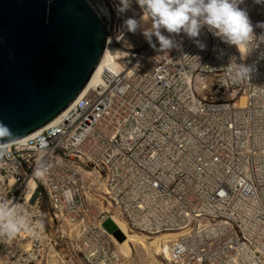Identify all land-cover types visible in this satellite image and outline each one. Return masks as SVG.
<instances>
[{"label": "built area", "instance_id": "1", "mask_svg": "<svg viewBox=\"0 0 264 264\" xmlns=\"http://www.w3.org/2000/svg\"><path fill=\"white\" fill-rule=\"evenodd\" d=\"M90 2L121 55L55 122L0 146V202L31 229L0 236V264H107L118 238L108 219L179 234L171 264H264V43L241 54L205 27L204 50L183 33L166 52L155 37L156 49L124 48L138 4L121 16L119 0ZM240 7L259 40L264 4ZM235 63L250 78H234Z\"/></svg>", "mask_w": 264, "mask_h": 264}, {"label": "water", "instance_id": "2", "mask_svg": "<svg viewBox=\"0 0 264 264\" xmlns=\"http://www.w3.org/2000/svg\"><path fill=\"white\" fill-rule=\"evenodd\" d=\"M107 37L90 0H0V121L12 129V141L79 96Z\"/></svg>", "mask_w": 264, "mask_h": 264}, {"label": "clouds", "instance_id": "3", "mask_svg": "<svg viewBox=\"0 0 264 264\" xmlns=\"http://www.w3.org/2000/svg\"><path fill=\"white\" fill-rule=\"evenodd\" d=\"M142 16H135L123 20L122 27L135 34L138 30L148 44L159 51L166 52L178 47L171 34L181 33L192 39L196 45L204 50L206 45L199 40L202 29L205 27L222 42L235 46L242 54H247L257 43H264V35L259 40L254 33V26L245 8L240 7L244 0H135ZM133 0H119L116 11L124 15L132 8ZM256 4H264V0H254ZM255 27L264 28V22H259ZM162 30L170 35L162 34ZM233 62L229 64L232 66ZM252 66L234 64L231 67L234 78L247 79L253 71ZM15 138L12 129L0 121V146L10 144ZM36 175L42 176L43 171L37 169ZM70 199V193H65ZM38 227L43 230V223L38 222ZM21 230H31L29 221L16 206L8 201L0 202V236L12 238ZM35 234V233H34Z\"/></svg>", "mask_w": 264, "mask_h": 264}, {"label": "rangeland", "instance_id": "4", "mask_svg": "<svg viewBox=\"0 0 264 264\" xmlns=\"http://www.w3.org/2000/svg\"><path fill=\"white\" fill-rule=\"evenodd\" d=\"M145 38L142 35V31L138 30L135 34L130 33L121 39L120 45L124 48H136L145 42ZM113 46H110L109 49L112 50ZM125 229L128 236L133 237L135 240L129 242L128 245L120 244L124 238V235L120 231L117 236L115 244H111L110 253L114 252V257L111 258L107 264H171L168 262L163 254H156V243L159 241V238L167 237L166 241L169 244L171 241H174L179 234L173 236L169 234H153L148 235L138 231H128L126 226L123 223H120ZM104 227L107 232L114 234L118 230L116 224L112 219H108L104 222ZM141 241V242H140ZM118 243V244H117ZM61 249L68 253L70 249L66 244L61 246ZM75 264H89L83 259H78V263Z\"/></svg>", "mask_w": 264, "mask_h": 264}, {"label": "bare ground", "instance_id": "5", "mask_svg": "<svg viewBox=\"0 0 264 264\" xmlns=\"http://www.w3.org/2000/svg\"><path fill=\"white\" fill-rule=\"evenodd\" d=\"M120 53L117 52L115 49L112 48V50L109 49V46L106 48V50L104 51L103 55H102V58L99 62V64L97 65V67L95 68L94 72L92 73L89 81L87 82V84L85 85V87L83 88V90L81 91V93L79 94V96L76 98V100L81 97L88 89H90L91 87L95 86V85H98L101 81V74L102 72L107 69V68H112L116 63V58H119L120 57ZM72 104V103H71ZM71 104L63 111L65 112L70 106ZM62 112V113H63ZM61 113V114H62ZM60 114V115H61ZM58 115L56 118H54L52 121H50L49 123H47L45 126H48L50 124H52L53 122H55L59 116ZM45 126H43L42 128H44ZM42 128L38 129L37 131L41 130ZM36 131V132H37ZM35 133V132H34ZM32 133V134H34ZM31 135V134H30ZM29 136V135H28ZM27 137V136H26ZM24 137V138H26ZM120 227L122 229V234L124 235V238L121 242H119V245L120 244H126L128 245L129 242L135 240L133 237L131 236H128V234L126 233L125 229L123 228V226L120 224ZM171 236L174 237V233L173 234H169ZM166 238L167 237H162V238H159V241H155L154 243H156V254H163L164 258L166 260H168V251H169V247L167 244V241H166ZM141 242V241H140ZM116 243V242H115ZM118 244V243H117Z\"/></svg>", "mask_w": 264, "mask_h": 264}]
</instances>
